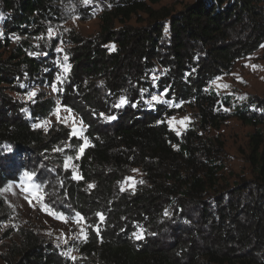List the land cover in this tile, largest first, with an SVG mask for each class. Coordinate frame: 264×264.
Wrapping results in <instances>:
<instances>
[{
	"label": "trees",
	"instance_id": "16d2710c",
	"mask_svg": "<svg viewBox=\"0 0 264 264\" xmlns=\"http://www.w3.org/2000/svg\"><path fill=\"white\" fill-rule=\"evenodd\" d=\"M160 2L100 0L96 35L71 30L49 39V27L91 16L82 17L74 0H0V221L13 215L2 190L35 160L55 170L62 199L88 229L72 260L21 227L0 254L4 264H264V98L234 102L210 88L264 45V0H195L180 10L156 7ZM61 42L70 72L51 96L44 88L56 81ZM36 86L42 93L29 102L6 92ZM142 88L149 90L143 100L167 89L166 100L191 106L197 129L176 133L167 118L177 108L149 107ZM121 95L140 103L116 110ZM57 100L86 126L90 146L76 160L81 180L64 164L76 158L83 139L71 137L63 124L34 126L53 113ZM100 113L118 118L107 122ZM232 117L256 128L246 154L250 179L232 181L223 143L199 133ZM136 167L143 183L123 189ZM138 226L146 230L143 240L133 237Z\"/></svg>",
	"mask_w": 264,
	"mask_h": 264
},
{
	"label": "rangeland",
	"instance_id": "374dc122",
	"mask_svg": "<svg viewBox=\"0 0 264 264\" xmlns=\"http://www.w3.org/2000/svg\"><path fill=\"white\" fill-rule=\"evenodd\" d=\"M74 1L80 8L82 17L89 15L91 17L88 20H83L78 15L75 16V19H73L72 16L70 20L64 24L52 27L53 36L59 35L60 37H63L71 30H75L76 33L85 37L94 36L99 32L100 20L98 14L100 11L99 6L101 5L100 0H92L87 6L82 4V0ZM194 1L195 0H161L156 7L160 5H170L174 7V9L180 10L186 4H190ZM0 16H2L1 11ZM2 42L3 27L2 19H0V43ZM66 47L67 45L64 42H61L58 48H62L63 51L57 52L58 75H60L62 79L68 74L64 73L62 70V65L64 64L63 56L65 55ZM67 63L69 64L68 61ZM210 88H213L220 95L231 96L234 102H242L248 96L264 98V45L248 57L237 61L230 72L214 79ZM41 89L40 86H36L30 89L27 93H19L6 87V92L23 102H29L38 93H42ZM44 90L49 95L56 96L57 90H53L52 87L44 88ZM32 92H35L36 95L32 97V99H29V94ZM158 95L161 96V99H165L163 94ZM241 97H243V99H241ZM170 104H174L175 106L173 107L177 108V111L175 114L167 118V122L172 120V118H175L169 125L176 133H184L189 127H195L197 129V113L191 106L181 103L175 104L173 102H170ZM58 105L61 107L59 113L60 120L57 119V114L54 110L48 118L35 121L34 126L36 127V125L39 124L41 126L37 128L48 130L53 125L63 124L71 130L73 122H75L78 128L81 127V118L78 114L72 111L70 115L66 111V106L62 105L60 100H57V106ZM185 117H187L188 120L185 123H181ZM61 121H67V123H62ZM83 127L86 128L84 123ZM255 129L254 126L246 125L238 118L232 117L224 122L219 129L209 127L205 130H199V133L203 138L216 139L223 143L224 150L221 156L225 158V174H230L232 181L242 180V178L250 179L252 177L250 165L246 161V154L248 151L249 134L253 133ZM78 155L79 158L82 156V154H79V151L77 156ZM77 156L76 158H72L71 161H68V169L72 171L73 176H81L79 166L76 163V160L79 159ZM134 169L137 171L132 170L127 177L134 178L135 186L138 181H141L143 174L140 168L136 167ZM26 171H34L38 173L39 178L34 179L33 182H28L26 178L22 181L21 177ZM56 181H58V178L55 170L51 166L43 165L35 160L26 162L23 168L18 169L13 182L7 184L2 190V196L10 206L13 215L6 222L0 221V254L5 250L9 243L17 239L18 230L21 227H28L54 243L64 254L70 253L71 256L77 257L78 254L73 248L75 245L85 240L84 235L85 233L87 234L88 231L87 223L84 219H78L76 216V213L78 212L72 210L70 207H64V205L67 204L60 195V185H58ZM33 183L41 185L40 192L42 194L44 193V186L50 183L49 195L45 197L43 201L37 199L34 195L36 189L32 187ZM131 187L130 183L125 179L122 188L127 189ZM29 201H31V203H29ZM46 203L56 207L57 212L64 211L67 220L61 221L53 215L46 213L43 210ZM142 228L143 238L137 239L133 235L135 239L143 240L147 236L145 228ZM140 229L141 226H138L134 233L139 232ZM0 264H4L1 258Z\"/></svg>",
	"mask_w": 264,
	"mask_h": 264
},
{
	"label": "snow or ice",
	"instance_id": "6c2138e0",
	"mask_svg": "<svg viewBox=\"0 0 264 264\" xmlns=\"http://www.w3.org/2000/svg\"><path fill=\"white\" fill-rule=\"evenodd\" d=\"M92 2V0H82V4L84 6H87L89 5L90 3ZM75 9L74 8H70L68 9L69 12H72L74 11ZM3 17L0 16V19H2ZM73 19H75L76 17L73 16L72 17ZM48 33H49V39H53V29L51 27H49L48 29ZM43 37H41L42 39ZM113 49H114V46H113ZM57 52H62L63 49L62 48H57L56 49ZM45 55H47V53H45ZM68 56L67 55H64L63 56V61H64V64L62 65V70L64 73H68L70 72V65L67 63L68 61ZM157 79V77L155 75L152 76V80H153V87H155V80ZM64 82V80L61 78L60 75H57L56 77V81L52 84V88L53 90H58L57 89V85H62ZM149 90L147 88H142L140 89V92H139V95H140V98L141 100H143L145 94L148 92ZM36 95L35 92H32L29 94V99H32V97H34ZM109 95H111V93H109ZM163 95L164 96H167L168 95V90L165 89L164 92H163ZM241 99H243V97H241ZM143 102L145 104H147L149 107H154L156 104H169L170 102L166 99H161V96L159 95H151L150 99L149 100H143ZM140 103V100H137V101H134V102H130L129 99L127 98V96L125 95H121L119 97V100L118 102H116L115 104L112 105V107L116 110H119L123 107H126V106H129V104L132 106V107H137ZM170 106H175L174 104H170ZM61 111V107L58 105L57 108L55 109V112L57 114V119L60 120V116H59V113ZM66 111L71 115L72 113V108L71 107H66ZM93 115H95V113H93ZM100 117L103 118L105 121L107 122H111L113 120H116L118 118L117 115H105L104 113H100ZM175 118H172V120H174ZM172 120H169L168 123L171 124L172 123ZM188 120L187 117L184 118V120L181 121V123H185L186 121ZM62 123H67V121H61ZM163 121H161L162 123ZM80 125L81 127H77L75 122H73V126H72V129H71V132H70V136L71 137H75L77 139H80V138H83V143L82 145L80 146L79 148V154H83L85 152V149L88 148L90 146V142H89V139L87 136L84 135L85 131H86V128L83 127V121L81 120L80 121ZM41 125H36V127H40ZM77 158H79V155L77 156ZM72 157L69 156L67 158V160L65 161V164H64V168L65 170H67L69 168V163L68 161H71ZM133 171H137L135 169H133ZM26 178V180L28 182H33L34 179H38L39 178V175L38 173L34 172V171H26L23 173V176L21 177V180L23 181L24 179ZM73 179H76V180H81L83 179V177L79 176V175H74L73 176ZM126 181L130 183V185L132 187H134V178L133 177H127L126 178ZM139 183H143V181H138ZM32 187L34 189H36L34 195L36 196L37 199H40V200H44L45 197L49 194L47 193H41L40 192V189H41V185L40 184H36V183H33L32 184ZM91 187V185H90ZM123 190V189H122ZM29 203H31V201H29ZM63 203V202H61ZM58 207V206H57ZM65 208H68L70 206L68 205H64ZM46 213H49L50 215H53L54 217L60 219L61 221H66L67 220V217L65 216V213L64 211H60V212H57L56 211V207H53L52 205H49V204H45L44 205V209H43ZM169 213L167 212V210H165V215H168ZM76 216L78 217L79 220H83V216L79 213H76ZM97 216L99 217V221H100V224H102L105 220V216L103 215V213H97ZM100 224H97V226L95 227V232L97 235H99V232H100ZM91 227V226H90ZM133 235L137 238V239H142L143 238V228L141 227L140 231L139 232H136V233H133ZM84 239L86 240L87 239V234L85 233L84 235ZM66 255H69L70 258L72 260H77L78 258L75 257V256H71L70 253H66Z\"/></svg>",
	"mask_w": 264,
	"mask_h": 264
}]
</instances>
